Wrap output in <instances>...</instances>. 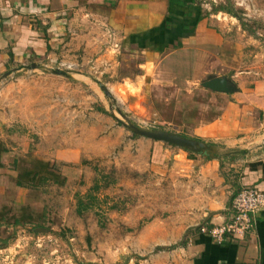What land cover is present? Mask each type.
Masks as SVG:
<instances>
[{
    "label": "crops",
    "instance_id": "obj_1",
    "mask_svg": "<svg viewBox=\"0 0 264 264\" xmlns=\"http://www.w3.org/2000/svg\"><path fill=\"white\" fill-rule=\"evenodd\" d=\"M212 17L204 14L198 0H0V79L34 62L44 70L60 60L78 72L86 66L91 73L105 75L96 79L109 91L126 92L119 94L117 102L120 98L125 102L130 94L147 98L152 112L146 116L163 122L171 120L169 115L180 100L178 90L184 85L188 90L189 80L229 75L238 87L233 93L212 91L226 103L215 116L197 120L188 134L214 144L218 154L212 156L134 136L113 111L115 118L105 114L111 104L101 97L96 98L100 110L93 109L91 97H83L87 107L83 104L77 112L73 108L76 85L61 81L53 70L52 75L43 72L45 91L38 92L51 96V106L66 113V122L61 126L54 117L50 124L20 119L33 127L39 144L29 151L0 139V167L14 164L17 168V163L19 168L31 155L39 158L34 167L41 175L47 174L49 160L77 163L83 157H101L118 169L126 164L147 171L153 179L148 198L156 205L148 206L149 220L134 236L133 248L151 254L137 264H264V209L257 214L254 229L242 239L218 242L203 230L231 217L237 189L252 185L264 191V141H257L264 133L256 134L264 129V78L249 85L245 70L235 75L222 70L227 57L232 65L237 58L235 41L219 31L221 23ZM131 84L139 89L137 93H131ZM64 89L72 91L61 92ZM107 97L113 98L112 93ZM77 115L86 118L77 119ZM94 117L100 122L95 123ZM115 119L120 124L115 125ZM80 131L84 133L81 148L57 144L60 137L74 138ZM0 132L19 140L28 133L3 128ZM238 151L242 157H237ZM68 168L76 170L71 164ZM235 176L237 180H230ZM0 180L4 195L11 182ZM14 192L19 204H25L23 189L14 186Z\"/></svg>",
    "mask_w": 264,
    "mask_h": 264
},
{
    "label": "rangeland",
    "instance_id": "obj_2",
    "mask_svg": "<svg viewBox=\"0 0 264 264\" xmlns=\"http://www.w3.org/2000/svg\"><path fill=\"white\" fill-rule=\"evenodd\" d=\"M198 2L202 4L206 16L213 15V21L221 23L217 26L219 31L235 41L237 58L232 65V60L227 57L222 70H229L230 75L245 70L243 73L249 85L254 80L264 78V0ZM132 62L128 61L129 64ZM53 68L73 72L72 76L53 75L63 82L76 85V94L73 95L76 98L73 107L76 111L84 104L83 97H91L94 100L93 109L100 110L101 105L96 98L101 97L111 104V110L105 112L107 116L114 117L113 111L115 116L125 120L121 115L124 113L145 128L168 129L188 136L192 126L199 122L197 120L215 116L226 103L222 97L213 93L215 91L201 84L208 75L200 81L189 80L186 83L188 90L184 88L185 85L178 90L181 101L177 102L174 113L169 115L171 120L163 122L161 118L146 116V113L149 115L152 112L147 98L139 99L130 94L125 102L121 98L117 102L119 94L126 92L113 89L110 90L113 98L107 97L96 79L100 76L104 79L105 75L91 73L86 66H80L81 72H78L74 66L62 64L60 60L55 65L50 64L46 70L21 69L0 79V125L3 123L0 128L28 132L27 138L20 140L6 134L2 136L3 132H0L3 144L25 146L29 151L39 144L33 127L22 124V118L32 124L39 121L50 124L53 117L58 119L61 126L66 122V113L55 111L51 106V96L38 92L44 89L41 88V82L45 83L40 76L43 72L52 75ZM128 88L131 93L139 91L132 84ZM65 91L72 89L61 90ZM137 101H142V105L129 108V104L133 105ZM86 116L88 118V114ZM86 116L76 117L83 119ZM189 118L196 120L190 121ZM93 121L100 122L96 117ZM115 122V125L120 124L117 120ZM77 125L81 126L79 122ZM259 132L264 133V129L256 134ZM78 134L76 138L60 137L57 144L60 148L69 145L81 148L84 133L80 131ZM263 139L258 137V143H262ZM50 145L47 144L48 147ZM237 153V157H242L240 151ZM36 159L39 158L29 155V159L22 162L19 168L17 163V168L13 167L14 164L0 167V179L11 182L6 188L9 194H0V264H137L148 258L151 251L133 248L137 245L134 236L149 220L148 206L156 205L148 198L151 193L149 190L152 189L153 193V188L149 186L153 179L147 171L142 172L126 164L118 169L114 162L101 157H83L77 163L49 160L47 174L41 175L34 167ZM69 164L76 170H70ZM83 167L85 169L80 170ZM14 186L23 189L21 198L25 204L21 205L16 200L18 193L14 192ZM158 189L160 187H156ZM81 201L82 205L87 204L89 207L79 211Z\"/></svg>",
    "mask_w": 264,
    "mask_h": 264
},
{
    "label": "water",
    "instance_id": "obj_3",
    "mask_svg": "<svg viewBox=\"0 0 264 264\" xmlns=\"http://www.w3.org/2000/svg\"><path fill=\"white\" fill-rule=\"evenodd\" d=\"M41 65L38 63L25 64L17 67L16 71L21 69H33L39 68ZM53 72L56 74H61L65 76H72L71 73L66 69L55 68ZM11 73V72H10ZM101 89L105 93V95L110 96V91L106 88L105 84L101 81H98ZM201 84L204 87H207L216 92H224V93H232L237 91V84L228 76V75H217V74H209L205 79L202 80ZM115 115V114H114ZM121 115L125 118V120L119 119V117L115 116L118 121H120L127 129H129L132 133L140 136H144L147 138L160 140L167 142L169 144L179 146L181 148L187 149L189 151L200 153L204 155H217L218 149L217 147L207 141L197 139L195 137L187 136L178 132H174L168 129H151L145 128L137 123H135L131 118H129L126 114L121 113ZM42 228H38L40 230Z\"/></svg>",
    "mask_w": 264,
    "mask_h": 264
},
{
    "label": "built area",
    "instance_id": "obj_4",
    "mask_svg": "<svg viewBox=\"0 0 264 264\" xmlns=\"http://www.w3.org/2000/svg\"><path fill=\"white\" fill-rule=\"evenodd\" d=\"M264 209V191L256 186L241 187L231 202L232 215L220 224L203 228L214 240L244 238L256 225L257 214Z\"/></svg>",
    "mask_w": 264,
    "mask_h": 264
},
{
    "label": "trees",
    "instance_id": "obj_5",
    "mask_svg": "<svg viewBox=\"0 0 264 264\" xmlns=\"http://www.w3.org/2000/svg\"><path fill=\"white\" fill-rule=\"evenodd\" d=\"M175 1V0H174ZM236 15V14H235ZM228 156L226 155L224 158H227ZM232 157H234L233 156V154L232 155H230V159L232 158ZM224 160V159H223ZM222 160V161H223ZM255 166V164L253 165V167ZM236 194V193H235ZM234 194V195H235ZM89 206L87 205V204H84V205H82V201L80 202V204H79V211H81V210H83V209H86V208H88Z\"/></svg>",
    "mask_w": 264,
    "mask_h": 264
}]
</instances>
